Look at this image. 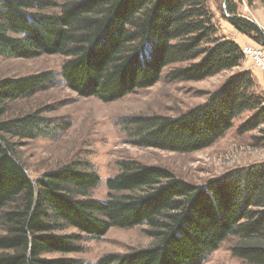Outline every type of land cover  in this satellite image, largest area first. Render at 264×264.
Returning <instances> with one entry per match:
<instances>
[{"label":"trees","instance_id":"obj_1","mask_svg":"<svg viewBox=\"0 0 264 264\" xmlns=\"http://www.w3.org/2000/svg\"><path fill=\"white\" fill-rule=\"evenodd\" d=\"M52 7L59 10L49 12ZM226 13L238 31L264 44L262 29L232 0ZM53 54L65 59L68 88L106 103L155 85L167 67L176 66L172 80L201 81L241 67L245 58L235 40L219 34L209 0H0V56ZM58 76L45 70L0 78V264H88L45 254L82 252L86 238L142 225L152 243L106 253L95 264H202L231 237L233 256L264 264V161L197 184L165 167L123 159L107 180L105 200L93 196L101 177L88 162L32 177L12 139L52 135L70 123L40 109L9 117L10 105L57 86ZM255 85L243 68L178 116L134 115L122 126L135 146L195 152L213 145L245 112L252 115L240 132L264 123V98ZM68 227L78 232L61 233Z\"/></svg>","mask_w":264,"mask_h":264},{"label":"rangeland","instance_id":"obj_2","mask_svg":"<svg viewBox=\"0 0 264 264\" xmlns=\"http://www.w3.org/2000/svg\"><path fill=\"white\" fill-rule=\"evenodd\" d=\"M61 4L67 0H52ZM242 16L254 21L264 33V4L261 0H232ZM252 1V2H251ZM227 0H209L215 14L219 34L231 36V23L227 20ZM59 9L52 7L49 12ZM233 39L241 46L264 44L252 36L238 31L234 26ZM64 57L60 54L23 58L0 56V78L20 77L54 70L59 76L57 86L38 92L34 96L12 102L9 117L42 110L45 117L55 122H69L65 130H55L52 135L34 139L13 138L17 149L32 177L62 164L84 161L101 177L93 196L105 200L108 195L107 180L119 171V162L133 159L146 165L165 167L177 176L197 184L218 177L237 166H248L264 161V123L259 127L240 132V126L252 115L245 112L234 120L232 127L213 145L195 152H174L153 147H139L128 141L122 122L134 115L178 116L190 108L206 102L210 94L220 89L237 71H252L254 91L264 98V70L244 58L242 66L225 70L201 81H178L169 77L176 66L167 67L162 78L153 86L137 90L126 97L106 103L94 97H81L68 88L61 75ZM178 66V65H177ZM146 225L131 228L113 227L102 238H86L85 250L71 253H47L46 257H74L95 264L106 253H123L152 243L146 236ZM68 227L61 233H77ZM233 237L224 241L202 264H245L233 256L230 248Z\"/></svg>","mask_w":264,"mask_h":264},{"label":"built area","instance_id":"obj_3","mask_svg":"<svg viewBox=\"0 0 264 264\" xmlns=\"http://www.w3.org/2000/svg\"><path fill=\"white\" fill-rule=\"evenodd\" d=\"M242 50L246 59L251 60L257 68L264 70V50L262 47L245 45Z\"/></svg>","mask_w":264,"mask_h":264},{"label":"crops","instance_id":"obj_4","mask_svg":"<svg viewBox=\"0 0 264 264\" xmlns=\"http://www.w3.org/2000/svg\"><path fill=\"white\" fill-rule=\"evenodd\" d=\"M231 26H232V27H230L231 28V32H230L231 33V36L229 35V36H227V38L234 40L233 39V31H232L233 30L232 29L233 28V25H231Z\"/></svg>","mask_w":264,"mask_h":264}]
</instances>
